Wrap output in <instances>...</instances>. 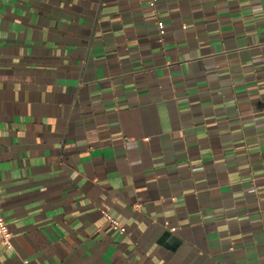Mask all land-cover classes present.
Listing matches in <instances>:
<instances>
[{"label": "crops", "instance_id": "0c3cea01", "mask_svg": "<svg viewBox=\"0 0 264 264\" xmlns=\"http://www.w3.org/2000/svg\"><path fill=\"white\" fill-rule=\"evenodd\" d=\"M0 211V264H264V0H0Z\"/></svg>", "mask_w": 264, "mask_h": 264}, {"label": "built area", "instance_id": "2783aa9c", "mask_svg": "<svg viewBox=\"0 0 264 264\" xmlns=\"http://www.w3.org/2000/svg\"><path fill=\"white\" fill-rule=\"evenodd\" d=\"M150 2L152 3V5H156L158 0H150ZM158 26L160 29L159 34L162 37L166 33L164 22L159 21ZM105 215L107 217V220L112 224V226L115 229H118L123 233L127 232L126 227L122 226L116 219L112 218L108 213H105ZM171 231L175 232L176 228H174V227L171 228ZM0 236L2 237V241L6 247H8V248L13 247V245H12L13 234H12V232L8 226V223L5 219V217L1 213V211H0ZM25 263H27V260H25Z\"/></svg>", "mask_w": 264, "mask_h": 264}]
</instances>
